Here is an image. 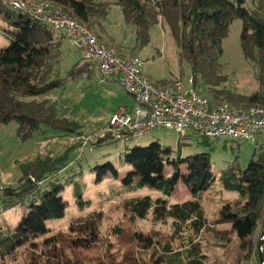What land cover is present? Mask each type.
Listing matches in <instances>:
<instances>
[{"label": "trees", "instance_id": "1", "mask_svg": "<svg viewBox=\"0 0 264 264\" xmlns=\"http://www.w3.org/2000/svg\"><path fill=\"white\" fill-rule=\"evenodd\" d=\"M42 1L51 3L94 30V27L101 29V21L108 15L112 4L119 5L126 22L134 26L138 41L143 43L148 41V32L154 25L165 23L181 49L182 61L191 68V77L197 88L212 93L215 104L264 109V0ZM236 19L243 22L240 43L244 56L258 69L261 90L251 96L221 87L224 82L219 65L222 45ZM0 31L10 40L9 46L0 48V126L16 121L21 139L31 137L44 126L67 134H78L79 127L59 118L53 103L25 100L63 88L74 78L75 73L63 79L58 72L64 45L68 39L71 40L70 37L25 12L14 10L5 0H0ZM95 32L103 45L127 57L114 46L104 43L100 34ZM78 69L90 73L97 70L84 59L78 64ZM163 88H169V85L164 83ZM205 139L204 145L210 144L209 139ZM117 141L108 134L88 146L101 148ZM259 150L261 154L254 156L246 168L230 167L219 172L213 169L209 153L200 154L198 160L188 167L187 175L178 171L181 150L175 152L159 142L146 147L125 146L119 156L120 161L94 168L89 166L88 171L80 162L78 167L67 165L64 158H48L24 165V176L20 182L2 189L0 193V264H10L18 260L19 255L29 257L26 264H86L79 252L92 251L101 244L104 210L77 216L69 210V199L65 194L70 189L81 210L88 208L91 203L82 201L89 186L84 176L94 174L99 185L104 181L103 176L109 173L118 178V165L132 167L140 181L133 185V176L128 175L121 181L122 189L112 191L113 197L120 195L121 191L144 188L160 194L157 198L145 196L125 200L132 218L143 220L152 215L158 221H171L175 238H187L185 251L175 252L171 245L163 247L166 264H206V256L195 239L209 231V235L226 240V236L220 234L222 228L227 235H235L239 239L238 264L251 262L256 245L255 234L264 225L263 146H259ZM167 166L177 168L173 175H165ZM30 178L33 183H29ZM179 181L189 188L192 198L173 204L171 200ZM216 190L237 194L238 198L234 203H224L218 218L213 221L206 216L201 200L206 193ZM13 215L15 218L11 220ZM51 222L60 227H48ZM115 230L117 235L121 233L120 229ZM141 242L144 249L155 246L154 239L142 238ZM226 242L228 245L232 241L228 239ZM123 264L148 263L134 257Z\"/></svg>", "mask_w": 264, "mask_h": 264}, {"label": "rangeland", "instance_id": "2", "mask_svg": "<svg viewBox=\"0 0 264 264\" xmlns=\"http://www.w3.org/2000/svg\"><path fill=\"white\" fill-rule=\"evenodd\" d=\"M94 28L104 43L114 46L125 56L133 55L140 58L144 62V75L153 85L163 88L166 83L169 88L180 92L189 88L191 68L182 61L181 49L172 30L165 23L159 22L154 25L148 32V41L140 42L134 26L126 22L122 8L112 4L108 15L101 21V29ZM242 28L243 22L240 19L234 20L230 25L228 36L223 41V52L219 59L221 74L224 77L221 87L243 96H251L259 92L261 87L257 67L245 58L241 48ZM9 45L10 40L5 33L0 31V48ZM82 59L81 53L74 49L72 41L68 39L58 64V72L63 79H68L72 73H75L74 78L69 80L63 88L52 90L44 95L25 98L26 101L37 100L53 103L57 116L77 125L79 133L67 134L44 126L31 137L21 139L18 134L19 125L16 121L1 125L0 193L2 189L16 186L20 182L24 176L22 166L30 165L37 160L64 158L67 165L75 164L78 167L81 163L88 171L89 166L94 168L98 165L120 161L119 156L125 150V146L146 147L151 143L159 142L163 147H171L175 152H179L180 149L181 164L178 171L182 175L188 174V167L193 165L203 153L211 155L215 172L230 167L244 169L254 156L258 157L261 154L259 146L264 144V136H255L246 142L210 139L208 140L210 144L204 145L206 139L201 135L188 133L190 137H182L173 130L164 128H155L143 137L119 140L101 148L88 145L86 147L84 145L86 138L101 135L108 127L112 116L120 110L125 109L128 113H132L134 101L118 82L101 84L98 70L95 69L91 73L86 70L79 71L78 64ZM200 91L212 100V93ZM125 167L118 165V178L109 173L103 176L104 181L99 185L96 183L94 174L89 173L84 176L89 186L82 201L91 203L86 209L81 210L78 202L72 197L70 189L66 192L65 197L69 199V210L73 214L87 215L99 209L104 210L105 214L101 225L103 234L101 244L92 251L79 252L80 257L85 260L86 264H96L97 260L108 264H123L128 258L134 257H140V260L148 264H166L167 256L163 247L171 245L175 252L185 251L187 238H175L171 221H158L152 215H148L143 220L132 218L126 208L127 201L125 200L145 196L159 197L160 194L153 189L119 190L120 195L112 196L114 189H122L121 181L128 175L133 176V185H137L140 181L138 173L132 167ZM176 169L167 166L165 175H173ZM191 198L189 188L179 181L171 202L173 204L183 203ZM237 198V194L216 190L206 193L201 203L208 219L214 221L218 218L223 204L234 203ZM13 218L15 215L10 217L11 220ZM48 227L58 229L60 226L51 222ZM116 228L121 231L118 235ZM224 230V228L220 229V234L225 235L226 240L209 235V231H204L195 239L200 243L202 253L206 256V264H238L239 239L235 235H227L223 232ZM263 233L264 225H261L255 234L256 245L251 262L244 264H260L258 246ZM186 235L184 233V236ZM142 238L154 239L155 246L151 249H144ZM228 239L232 242L227 245ZM26 257L19 255V259L10 264H26L29 260V257Z\"/></svg>", "mask_w": 264, "mask_h": 264}, {"label": "built area", "instance_id": "3", "mask_svg": "<svg viewBox=\"0 0 264 264\" xmlns=\"http://www.w3.org/2000/svg\"><path fill=\"white\" fill-rule=\"evenodd\" d=\"M14 10L25 12L57 32L67 34L74 49L92 63L100 83L118 82L132 97V113L122 109L112 116L101 135L89 136L90 145L108 134L116 140L140 138L155 128L173 130L182 137L188 133L207 139L246 142L264 136V109H244L225 103L217 105L189 78L187 90L157 88L144 75V62L136 56H121L103 45L95 30L42 0H5ZM264 148V144L261 145Z\"/></svg>", "mask_w": 264, "mask_h": 264}, {"label": "water", "instance_id": "4", "mask_svg": "<svg viewBox=\"0 0 264 264\" xmlns=\"http://www.w3.org/2000/svg\"><path fill=\"white\" fill-rule=\"evenodd\" d=\"M33 180H29V183H32ZM263 246H264V233L263 236L260 240L259 246H258V254H259V262L260 264H264V251H263Z\"/></svg>", "mask_w": 264, "mask_h": 264}, {"label": "crops", "instance_id": "5", "mask_svg": "<svg viewBox=\"0 0 264 264\" xmlns=\"http://www.w3.org/2000/svg\"><path fill=\"white\" fill-rule=\"evenodd\" d=\"M133 101H134V100H133ZM133 105H134V107H133V109H134V108L136 107V104H135V102H134V104H133ZM131 109H132V108H131Z\"/></svg>", "mask_w": 264, "mask_h": 264}]
</instances>
